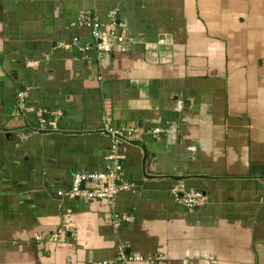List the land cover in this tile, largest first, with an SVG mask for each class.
<instances>
[{
  "label": "crops",
  "instance_id": "obj_1",
  "mask_svg": "<svg viewBox=\"0 0 264 264\" xmlns=\"http://www.w3.org/2000/svg\"><path fill=\"white\" fill-rule=\"evenodd\" d=\"M115 8L123 42L70 44L91 41L83 16L108 26ZM106 115L137 129L120 146L131 189L59 195L107 170ZM176 184L203 204L175 201ZM120 251L264 264V0H0V264H116Z\"/></svg>",
  "mask_w": 264,
  "mask_h": 264
},
{
  "label": "built area",
  "instance_id": "obj_2",
  "mask_svg": "<svg viewBox=\"0 0 264 264\" xmlns=\"http://www.w3.org/2000/svg\"><path fill=\"white\" fill-rule=\"evenodd\" d=\"M117 9L109 12L110 24L103 26L96 18L83 16L78 24L85 27L91 37V41L80 45L79 38L73 36L70 44L76 46L80 50L89 51L94 49L97 52L108 51L113 42L121 43L124 40L122 24L116 19ZM63 45H69L63 43ZM17 97L22 100L23 93H18ZM60 114L59 111L54 113ZM161 131V128H153L151 133L155 136ZM101 132L109 140L108 153L106 156L108 167L106 171L90 172L83 171L77 173L68 190L58 191L59 195H64L70 199H82L86 201L92 200H110L114 198L120 191L131 189V185L127 182H121L119 179L121 171V155L120 146L124 142H132L137 136V129L133 126L116 127L111 124V117L106 115L101 128ZM171 194L175 201L183 204L187 208L200 206L204 202V196L200 191L184 189L182 184H176L171 188ZM124 220H132V217L123 216ZM59 234L55 233L51 236L43 238L40 235L34 237L35 240L42 241L43 247L47 248L51 243L57 241ZM159 257H147L142 254L127 255L123 251L119 252L116 258V264H130L133 261L149 260L155 261ZM98 264H106L100 262Z\"/></svg>",
  "mask_w": 264,
  "mask_h": 264
}]
</instances>
